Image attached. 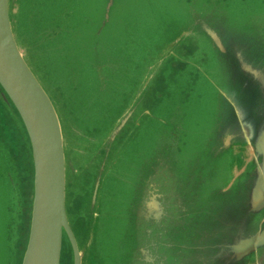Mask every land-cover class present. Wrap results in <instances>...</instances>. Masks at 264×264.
<instances>
[{
	"label": "water",
	"instance_id": "obj_1",
	"mask_svg": "<svg viewBox=\"0 0 264 264\" xmlns=\"http://www.w3.org/2000/svg\"><path fill=\"white\" fill-rule=\"evenodd\" d=\"M90 1L0 0V112L14 130L23 154L20 165L17 149L0 130V156L6 162H0L4 178L0 177V197L4 206L9 199L8 209L3 210L6 226L0 264L84 262L76 236L81 235L77 204L85 191L79 199L67 191L66 170L70 169L62 127L26 64L13 29L21 19L42 37H50L47 40L54 44L56 54L67 60L71 83L80 79L82 70L91 73L94 95L90 104L71 107L73 116L106 117L117 88V103L139 97L141 87L132 95L131 81L122 79L130 69L119 70L124 68L118 55L124 53L120 43L125 38L118 33L124 25L135 32L142 14L141 9L131 8L132 0H97L101 2L95 14H82L79 8ZM241 2L236 14L229 0H191L188 4L189 30L205 37L209 45L207 58V51L203 54L205 61L214 62L215 74L223 80L226 74L231 93L234 89L238 95L234 101L215 85L211 71L206 75L210 112L198 145L194 146L195 139L189 142L192 127L188 138L184 135L187 111L183 102L191 97V87L185 82L187 68L180 57L186 55L185 50L174 53L171 62L146 85V94L142 86L144 106L138 119H134L137 108L121 106L100 143L115 156L113 167L118 164L115 168L119 169V163L125 162L124 177L134 167L133 177L123 182L122 215L117 219L118 214L110 213L118 222L111 220L109 225L113 236L108 264H264V0ZM122 7L137 15L126 22L120 15ZM195 75L191 78L200 82L201 74ZM70 90L77 92L74 87ZM151 106H160L161 119L156 118L158 123L148 134V124H141L139 118L150 115ZM140 144L148 149L142 151ZM96 164L87 205L102 188V161ZM79 188L85 190L81 182Z\"/></svg>",
	"mask_w": 264,
	"mask_h": 264
},
{
	"label": "rangeland",
	"instance_id": "obj_2",
	"mask_svg": "<svg viewBox=\"0 0 264 264\" xmlns=\"http://www.w3.org/2000/svg\"><path fill=\"white\" fill-rule=\"evenodd\" d=\"M241 1L242 0H229L230 5L233 6L234 14L238 13L239 7L242 4ZM245 1L257 2V0ZM100 2L101 1L97 3V0H91L88 2L89 5L81 6L79 11L82 14H88L89 11L95 14L99 9ZM189 3H191V0L131 1V8L135 11L141 9L140 13L142 17L139 19V25L134 29L135 32L128 31L124 25L123 31L118 33L120 37L125 38L120 43L121 46H125L124 53H119L118 61L120 60L121 66H124V68L120 67L119 70L130 69V73L121 72H124L122 74V79L124 81H131L132 95L136 96L137 87H141L139 90V97L126 101L123 99L122 102L120 101L117 103L118 99L116 95L119 94L120 90L119 88L115 91L112 89L111 91H114L116 95L114 99H110L111 107L106 117L99 114L95 120L90 119L92 115L88 117V115L84 116L83 114H79L80 117H75L73 115H76V113H72L71 111V107L76 109L84 102L88 104V100L91 99L90 96L94 95V90H92L91 87L93 81L91 73L87 70H82L80 79L75 81V83H71L68 69L66 68L68 65L67 60L65 57L61 58V56L56 54L57 51L54 48V44L47 40V38L50 40V37H42L35 30L28 28L27 26L29 25L21 19L13 29L18 47L23 54L26 64L49 97L58 115L62 127L63 138L66 142L64 147L66 166L70 169V172L68 169L66 170L67 191L69 190L71 198L75 197L76 199H79V194L85 191L81 202L77 204L79 210V222L77 223V227H80L81 235L76 236L78 248H81L84 252L83 264L109 263L110 256L107 252L113 236L109 230V225L111 224V220H113V224L118 222L115 215L113 219L110 217V213L112 210L114 214H118L117 219L122 215L121 210L126 195V187L124 184L128 182L130 177H133L132 169L134 167L131 166V164H127L129 168L131 166V173L124 177V170L127 169L125 162L119 163V169L115 168L119 167L118 164L113 167L112 164L115 160V156H112L110 148L104 149V145L101 146L100 144L117 119L121 106L124 108L125 104H129L133 106L134 109L137 108V112L134 114V119L137 120L144 106L142 103V86L146 94L149 90V87H146V85L150 81H153L157 73L160 74V71L171 62L174 53L178 54L179 51L183 50H185L186 55H180V57H182L181 59L183 60L182 65H186L187 68L185 78L189 76L185 82H188V86L191 87L189 90L191 97L183 102L185 110L187 111L185 119L187 129L184 135L188 138L189 127L190 129L192 127L189 136L190 144H192L191 139H195V147L199 144L197 139L204 133L205 122L209 117V95L211 90L207 83L209 78L206 75L209 76L210 71L215 85L222 88V90L227 95H230L234 101L238 99V95L234 89L231 93L230 79L226 77V74L223 80L220 77L221 75L216 73L217 76L215 74L216 67L213 65L214 62L210 59L209 65L208 61H205V56L203 54L209 49L205 37L195 36L194 34L198 33L189 30L190 20H188L186 14ZM133 9L122 7L120 15L126 18V22L131 21L133 17L137 15L134 14ZM13 12H15V6ZM92 18L94 19V15ZM14 20L15 18L13 17V22ZM191 34H193L194 37L190 36ZM195 48L197 50H193ZM207 55H209V51L206 52V58ZM167 56L170 57V59L163 62L162 60ZM223 71L226 72V70ZM192 73L196 74V78L201 74L200 82L199 80L195 82V78H191ZM112 85L113 83L110 81L109 88ZM70 87H74L77 92H72ZM199 87L204 89V91L198 90ZM63 91L64 99H61ZM246 95L251 97V93H246ZM64 109L66 114L64 113ZM159 109L160 106L158 108L156 106H151L149 112L152 116L143 115L139 118L141 124H148V134L155 128L156 122L158 123L157 120L159 119L156 118L159 117L161 119ZM216 110L217 108L215 107L212 109V112L216 113ZM129 125L131 124L129 123ZM160 128H162L161 125ZM0 130L9 145L17 149V154L19 158L21 157L20 165H22L23 154L20 145L16 142L15 132L1 112ZM96 133L100 134L98 135ZM95 139L96 145L90 146L92 140L95 143ZM144 143H148L147 139ZM140 146L142 151L148 149V146L142 147V144H140ZM109 151H111L110 154L108 153ZM186 152L187 149L185 148L183 152L184 158ZM189 153L190 149H188V154ZM98 161H102V172H100L102 188L99 190L95 201H91L87 205L86 202L89 200L88 195L93 186L91 180L94 178L96 171L95 166L98 165L96 164ZM0 162L6 164L2 156H0ZM114 169L119 173L117 178L114 176ZM226 174V169H223V178H225ZM2 176L3 175L0 177L4 180ZM25 181L27 186L26 189L29 190L30 174L26 175ZM2 182L4 183V181ZM80 182L82 186H85V190L79 188ZM80 189L82 190L81 192H79ZM104 191L107 193H104ZM0 192H2L1 187ZM5 197L6 196H4V198ZM8 201L9 199L7 198V204L4 206L2 196L0 197V241H3L5 236L6 216H3V210L5 207H9Z\"/></svg>",
	"mask_w": 264,
	"mask_h": 264
}]
</instances>
